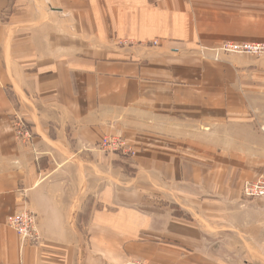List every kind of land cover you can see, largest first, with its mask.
<instances>
[{"label": "crops", "instance_id": "obj_1", "mask_svg": "<svg viewBox=\"0 0 264 264\" xmlns=\"http://www.w3.org/2000/svg\"><path fill=\"white\" fill-rule=\"evenodd\" d=\"M228 40L264 0H0V264H264V55Z\"/></svg>", "mask_w": 264, "mask_h": 264}, {"label": "built area", "instance_id": "obj_2", "mask_svg": "<svg viewBox=\"0 0 264 264\" xmlns=\"http://www.w3.org/2000/svg\"><path fill=\"white\" fill-rule=\"evenodd\" d=\"M214 51V57L216 59H220L222 55H232L235 53L259 55L264 53V43H236L227 41L217 47ZM16 130L22 137H25L26 139L31 138L30 132L26 131L24 123L20 120L16 123ZM97 147L98 150L106 153L120 154L129 157L136 153L131 144L117 134L105 135ZM242 194L246 199L264 198V175L259 176L255 180L245 181L242 186ZM7 224L9 227L16 230L23 242L30 241L34 244L39 242L40 235L37 228V216L31 210L25 208L10 215L7 218ZM121 264L145 263L138 260H132Z\"/></svg>", "mask_w": 264, "mask_h": 264}, {"label": "rangeland", "instance_id": "obj_3", "mask_svg": "<svg viewBox=\"0 0 264 264\" xmlns=\"http://www.w3.org/2000/svg\"><path fill=\"white\" fill-rule=\"evenodd\" d=\"M228 41H231V40H228ZM225 42H227V41H224V42H222V43H220L219 44V46H221L223 43H225ZM232 42H236V43H243V42H253V43H264V41H232ZM219 46H217V47H219ZM217 47H215V48H211V49H206L205 47H203V48H201V50H200V53H202V55L204 56V57H207V58H211V59H214V60H220L223 56H227V55H229V54H227V55H222L221 57H220V59H216L215 57H214V50L217 48ZM235 54H239V53H235ZM235 54H232V55H235ZM247 55H251V54H247ZM261 55H264V53H262V54H259V55H256V56H261ZM115 133H110V134H106V135H114ZM117 135H119V134H117ZM105 136V135H104ZM103 136V137H104ZM121 137H123L124 139H126L123 135H120ZM102 137V138H103ZM102 138H101V140L100 141H102ZM127 140V139H126ZM99 141V142H100ZM99 144V143H98ZM98 144H97V146H98ZM133 147V146H132ZM98 148V147H97ZM133 149H134V147H133ZM135 150V149H134ZM135 152H136V150H135ZM109 154H111V153H109Z\"/></svg>", "mask_w": 264, "mask_h": 264}]
</instances>
